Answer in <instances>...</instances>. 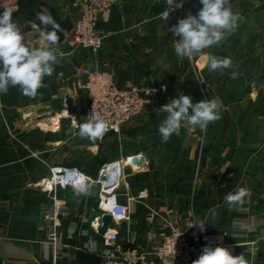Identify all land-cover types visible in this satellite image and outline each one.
Wrapping results in <instances>:
<instances>
[{"label": "crops", "instance_id": "obj_1", "mask_svg": "<svg viewBox=\"0 0 264 264\" xmlns=\"http://www.w3.org/2000/svg\"><path fill=\"white\" fill-rule=\"evenodd\" d=\"M32 1L59 18L77 17L72 0ZM230 3L244 21L218 46L189 60L175 55L178 37L169 29L188 12L195 15L200 0H184L167 22L160 16L167 8L165 0H119L102 23L106 37L98 53L69 52L67 44H58L62 62L44 78L46 87L35 99L16 87L0 94V264H80L76 250L101 239L92 227L104 195L101 185L93 184L95 193L87 197L59 188L64 205L58 236L69 247L60 249L66 256L54 259L55 249L45 244L38 216L42 207L51 205L44 186L54 166H75L96 180L105 172L109 179L119 174L111 192L129 203L128 230L139 235L144 249L159 242L148 223L151 211L172 209L173 219L193 212L220 236L229 232L221 239L233 244L227 248L234 256L243 253L250 264H264V0ZM12 19L25 32L34 24L20 13ZM37 43L44 45L45 40ZM208 54L230 58L233 67L209 71ZM94 58L103 68H115L120 84L166 85L167 91L119 133L92 142L79 136L72 118L63 117L60 129L51 120L80 99L78 71ZM232 71L238 78H231ZM180 93L194 103L220 97L221 119L209 123L206 133L182 124L180 134L163 143L158 126L166 114L157 115L156 109ZM134 156H144L146 165L133 164ZM241 187L249 195L229 211L224 197ZM73 224L78 231L69 237Z\"/></svg>", "mask_w": 264, "mask_h": 264}, {"label": "built area", "instance_id": "obj_2", "mask_svg": "<svg viewBox=\"0 0 264 264\" xmlns=\"http://www.w3.org/2000/svg\"><path fill=\"white\" fill-rule=\"evenodd\" d=\"M23 0H0V14L8 8L12 14H18ZM119 0H72V5L77 12L73 21V28L67 39L68 51L91 50L98 53L103 46L106 35L102 29V23L106 22L112 9ZM32 35L36 42L44 40V34L36 24H32ZM80 90V99L72 105L71 109H64L51 120L54 129H60L63 117L72 118V126L79 130L80 123L93 111L101 116L108 124L109 131L100 139L104 140L112 133H119L121 128L131 122L135 117L145 113L152 106L154 99L167 91L166 85H148L126 83L120 84L118 72L113 67L103 68L94 58L78 71L76 81ZM111 168V166H109ZM76 168L75 166H54L50 168V177L44 186L51 193L50 206L42 207L38 211L42 225L39 229L45 235V244L53 246L54 259L66 256L62 247H69L59 240L60 216L63 213L64 203L58 197V189H68L70 186L61 185L63 169ZM108 168V172L111 169ZM119 168L118 166L115 169ZM86 175V174H85ZM91 185H101L99 214L93 221V228L101 235V239H91L87 248H80L86 252L98 255L102 258L100 264H192L202 253V249L211 245L230 247L221 236L228 238L229 232L221 236L202 218H197L193 212L182 218H171L172 209L151 211L148 223L152 226V233L159 237V242L150 249H144L139 244V235L121 228L122 222L131 221L129 203H122L117 195L112 193L114 187H104L105 183L100 179H94L86 175ZM105 214L112 216V222L105 233L100 232L103 226L102 218ZM95 222V224H94ZM200 222L204 224V230L191 226ZM127 234L122 235L123 231ZM78 231V226L73 224L69 228V237Z\"/></svg>", "mask_w": 264, "mask_h": 264}, {"label": "clouds", "instance_id": "obj_3", "mask_svg": "<svg viewBox=\"0 0 264 264\" xmlns=\"http://www.w3.org/2000/svg\"><path fill=\"white\" fill-rule=\"evenodd\" d=\"M200 3L202 7L195 15L188 12L185 18L179 19L177 24L169 29L174 37H178L173 47L179 59L191 60L204 54L205 49L218 46L244 21L241 13L233 12L230 0H200ZM165 4L167 8L160 16L167 22L170 12L183 8L184 0H165ZM4 9L0 14V94H7L10 87H16L21 95L35 99L38 90L46 87L44 78L53 75L54 66L60 64L64 57L62 52L57 51V31L61 30L60 26L52 17L38 13L37 19L44 25L41 31L45 40V44L40 45L31 32H25L23 27L13 21L12 10ZM48 25H52V31L47 30ZM207 67L209 71H222L232 68L233 64L228 57L208 54ZM231 78H238V73L232 71ZM221 103L218 96L194 103L190 96L183 93L170 99L168 103L156 109L157 115L166 114L158 126L161 141L167 143L174 134L179 135L182 124L190 126V130L199 128L202 133H206L209 123L221 119ZM108 131L107 122L92 111L84 122L80 123L78 134L81 138L95 142ZM63 172L61 185L70 186L74 196L87 197L91 194L92 185L84 173L76 168H64ZM248 195L246 189L238 188L225 195V205L229 211L235 210L244 204V198ZM205 223L191 226L199 227L203 231ZM244 227L246 226L241 225V228ZM192 264H250V261L243 253L234 256L227 247L207 245Z\"/></svg>", "mask_w": 264, "mask_h": 264}, {"label": "water", "instance_id": "obj_4", "mask_svg": "<svg viewBox=\"0 0 264 264\" xmlns=\"http://www.w3.org/2000/svg\"><path fill=\"white\" fill-rule=\"evenodd\" d=\"M19 13L29 22H32L36 24L39 28H44V25L41 24V22L37 19V14L42 13L45 16H50L54 19L56 24L60 26L61 30L57 31V35L59 37V44H62L67 37L69 36L70 32L73 28V19L70 16H66L64 18H59L57 16H54L46 11H44L42 8H40L36 2L32 0H23L20 6ZM48 31H52L53 27L52 25L47 26ZM70 100V99H69ZM131 162L135 164L138 167H143L146 165V159L144 156H134L131 158ZM119 178L120 175L116 174L112 179H109L107 177V173L102 174L100 177V180L105 183L104 187H116L119 184ZM95 189L91 191L90 195H94ZM112 222V216L110 214H105L102 218L103 226L101 227V232L105 233L110 224ZM127 222H122L120 224L121 228L127 227ZM76 256L80 264H100L102 263V258L98 255L86 252L82 249L76 250Z\"/></svg>", "mask_w": 264, "mask_h": 264}, {"label": "rangeland", "instance_id": "obj_5", "mask_svg": "<svg viewBox=\"0 0 264 264\" xmlns=\"http://www.w3.org/2000/svg\"><path fill=\"white\" fill-rule=\"evenodd\" d=\"M46 127L48 128V126L46 125Z\"/></svg>", "mask_w": 264, "mask_h": 264}]
</instances>
